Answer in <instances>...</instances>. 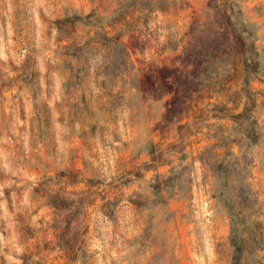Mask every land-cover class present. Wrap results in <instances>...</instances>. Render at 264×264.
<instances>
[{"label":"clouds","instance_id":"9594fccd","mask_svg":"<svg viewBox=\"0 0 264 264\" xmlns=\"http://www.w3.org/2000/svg\"><path fill=\"white\" fill-rule=\"evenodd\" d=\"M0 264H264V0H0Z\"/></svg>","mask_w":264,"mask_h":264}]
</instances>
